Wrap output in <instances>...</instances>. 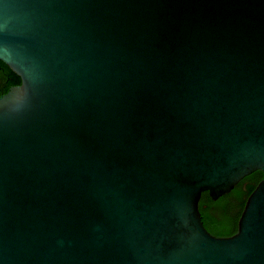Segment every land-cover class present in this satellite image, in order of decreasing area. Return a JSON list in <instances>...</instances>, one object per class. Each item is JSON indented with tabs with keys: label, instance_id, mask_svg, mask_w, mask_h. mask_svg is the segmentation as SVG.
Segmentation results:
<instances>
[{
	"label": "water",
	"instance_id": "95a60500",
	"mask_svg": "<svg viewBox=\"0 0 264 264\" xmlns=\"http://www.w3.org/2000/svg\"><path fill=\"white\" fill-rule=\"evenodd\" d=\"M0 264H264V0H0Z\"/></svg>",
	"mask_w": 264,
	"mask_h": 264
},
{
	"label": "trees",
	"instance_id": "16d2710c",
	"mask_svg": "<svg viewBox=\"0 0 264 264\" xmlns=\"http://www.w3.org/2000/svg\"><path fill=\"white\" fill-rule=\"evenodd\" d=\"M21 83V77L0 61V97L11 87ZM263 179V171L254 172L244 178L231 193L216 201L212 199L209 192H204L200 201V210L206 228L217 237H229L236 234L247 200Z\"/></svg>",
	"mask_w": 264,
	"mask_h": 264
},
{
	"label": "flooded vegetation",
	"instance_id": "af4514ba",
	"mask_svg": "<svg viewBox=\"0 0 264 264\" xmlns=\"http://www.w3.org/2000/svg\"><path fill=\"white\" fill-rule=\"evenodd\" d=\"M264 173V172H263Z\"/></svg>",
	"mask_w": 264,
	"mask_h": 264
}]
</instances>
